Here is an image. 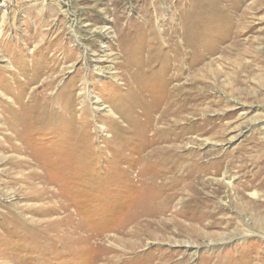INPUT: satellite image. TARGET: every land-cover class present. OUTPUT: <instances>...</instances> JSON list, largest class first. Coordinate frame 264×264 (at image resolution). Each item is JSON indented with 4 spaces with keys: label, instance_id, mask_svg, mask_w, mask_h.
<instances>
[{
    "label": "rangeland",
    "instance_id": "rangeland-1",
    "mask_svg": "<svg viewBox=\"0 0 264 264\" xmlns=\"http://www.w3.org/2000/svg\"><path fill=\"white\" fill-rule=\"evenodd\" d=\"M261 181L264 0H0V264H264Z\"/></svg>",
    "mask_w": 264,
    "mask_h": 264
},
{
    "label": "bare ground",
    "instance_id": "bare-ground-1",
    "mask_svg": "<svg viewBox=\"0 0 264 264\" xmlns=\"http://www.w3.org/2000/svg\"><path fill=\"white\" fill-rule=\"evenodd\" d=\"M176 112H178L179 113V111H177V110H169V111H163L162 113V115H161V117L158 119V122H164V123H168V127H169V130H171L170 131V134H173L174 133V130H177V129H182L183 128V126H180V125H177V123H178V121L179 120H181V119H183V117H182V115H177L176 114ZM162 124V123H161ZM171 127V128H170ZM179 131V130H178ZM156 134H157V132H156ZM158 136V135H157ZM164 136V135H163ZM171 136V135H170ZM161 137V136H160ZM166 138H167V136H166ZM173 138V137H172ZM171 137H168V141L170 142H168V145H167V147L165 148V151L166 152H161V151H158L156 154L157 155H162V156H168L170 153H173V151L176 149H178V141H179V139L178 138H175L174 140L172 139ZM161 139V138H160ZM166 140V141H167ZM173 140V141H172ZM159 145H161L160 143H159ZM158 145V146H159ZM176 147V148H175ZM173 149V150H172ZM170 153H169V152ZM164 153L165 154H168V155H164ZM175 153V152H174ZM177 155H178V152H177ZM199 155V154H198ZM202 157V156H201ZM176 158V157H175ZM182 158H186L185 156H183V154L182 155H180V153H179V156H178V159L180 160V159H182ZM260 158H262V157H260ZM172 159V158H171ZM194 159V158H193ZM196 159H197V157H196ZM204 159V158H203ZM164 160V159H163ZM254 161V160H253ZM194 162V161H193ZM257 162V161H256ZM201 163V162H200ZM203 163V162H202ZM201 163V164H202ZM199 166V165H198ZM175 167H176V165H175ZM178 167V166H177ZM172 168V167H171ZM196 169H198V168H196ZM202 169V168H201ZM189 169H187V171H188ZM195 170V169H194ZM177 171H180V170H178V168H176V169H172V170H170V172L169 173H172V174H174L175 172L177 173ZM198 171V170H197ZM191 172V171H190ZM194 175V174H193ZM192 175V176H193ZM188 176V178H189V176H190V173H188L187 175H186V177ZM190 177L189 179V181H190V185H187V186H184L183 188H186V187H191L192 186V183H193V185H197V186H199V184H201V186H204V187H206V186H209V184H213V185H216L215 183L216 182H214V181H217V179H214V178H211L210 180L209 179H206V178H204L202 175H196V176H193V177ZM166 178H167V176H166ZM172 178V177H171ZM176 178V177H175ZM187 179V178H186ZM176 180V179H175ZM186 181H188V180H186ZM169 183V182H168ZM176 183H177V181H176ZM176 183H174V184H176ZM188 183V182H187ZM173 184V185H174ZM178 184V183H177ZM221 184V183H220ZM258 186H260V187H262L263 185H264V181H261L260 183H258L257 184ZM197 186H196V188H197ZM242 186V185H241ZM255 186V185H254ZM168 187V186H167ZM178 187V186H177ZM194 187V186H193ZM212 187V186H211ZM221 187V186H220ZM172 189H173V187H172ZM205 189V188H204ZM237 189V188H236ZM263 189V188H262ZM168 190V189H167ZM191 190V189H190ZM200 190V189H199ZM239 190V189H238ZM247 190V187L246 186H244L243 188H242V190H241V194H242V196L244 195L245 196V191ZM250 190V189H249ZM187 191V190H186ZM186 191L184 192V189H182L181 188V191L179 192V191H173V192H171L169 195H167V197H166V201H167V205H163V207H165V208H161V209H166L167 208V210L171 207H178L179 205H181V208L180 209H178V214H180V215H186L187 213V211H185L186 209V207H187V204H189V203H192V202H194V201H197V200H203V202L201 203V206H204V207H206V206H213L214 204L212 203V199H213V197L215 196L216 197V195H214V194H217L216 192H217V189L216 188H214V190L213 191H211V193H212V195H208L206 192H201V194L200 195H192L191 193L189 194V189H188V192L186 193ZM196 191V190H195ZM202 191H203V189H202ZM205 191V190H204ZM236 191V190H235ZM259 191V190H258ZM209 192V191H208ZM219 192V191H218ZM247 192V191H246ZM198 193V192H197ZM235 193V192H234ZM259 193V192H258ZM219 194H220V192H219ZM240 194V195H241ZM238 195H239V193H238ZM240 195H239V197H240ZM257 193L256 192H254L253 193V196L256 198L257 197ZM158 196V195H157ZM188 196V197H187ZM198 196V197H197ZM218 196V195H217ZM187 197V198H186ZM246 197V196H245ZM261 197V196H260ZM210 198V199H209ZM249 198V197H248ZM237 199H238V196H237ZM250 199H251V197H250ZM239 200V199H238ZM258 200H260V199H258ZM243 201V200H242ZM255 201V200H254ZM262 201V200H261ZM211 202V203H210ZM250 202V201H249ZM252 202V201H251ZM164 203V202H163ZM197 203V202H196ZM248 203V202H247ZM246 202H245V204H247ZM256 203V202H255ZM251 204H253V203H251ZM190 206H191V204H189ZM196 205V204H195ZM199 205V204H198ZM248 205V204H247ZM262 206V205H261ZM191 207H193V206H191ZM251 207V206H250ZM254 207V206H253ZM252 207V208H253ZM188 208V207H187ZM190 208V207H189ZM256 208V207H255ZM255 208H253V209H255ZM191 209V208H190ZM189 209V210H190ZM257 209H258V207H257ZM193 210V209H192ZM192 210H191V212H192ZM202 210V209H201ZM200 211V210H199ZM209 211V210H208ZM190 212V213H191ZM202 212V211H201ZM211 212V211H210ZM217 213V212H216ZM261 213V212H260ZM193 214V213H192ZM213 214V213H212ZM194 215H195V212H194ZM194 215L193 216H190V218H193L194 219ZM187 217V216H186ZM207 217V215L204 213H202V214H200V215H198V216H195V219L196 220H198V221H203L205 218ZM263 234V233H262Z\"/></svg>",
    "mask_w": 264,
    "mask_h": 264
}]
</instances>
